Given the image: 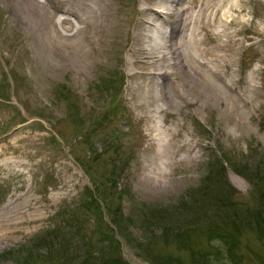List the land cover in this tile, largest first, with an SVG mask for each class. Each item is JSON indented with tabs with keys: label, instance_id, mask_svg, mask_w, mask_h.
<instances>
[{
	"label": "rangeland",
	"instance_id": "obj_1",
	"mask_svg": "<svg viewBox=\"0 0 264 264\" xmlns=\"http://www.w3.org/2000/svg\"><path fill=\"white\" fill-rule=\"evenodd\" d=\"M112 1L121 11L138 0ZM250 9L264 15V3ZM16 14L0 0V208L29 196L40 218L0 238V264H264L256 220L232 212L264 196V22L241 34L237 85H257L241 114L167 107L162 127L193 148L154 188L142 178L165 157L134 106L124 49L113 45L83 78L55 66ZM222 166L229 198L216 196Z\"/></svg>",
	"mask_w": 264,
	"mask_h": 264
},
{
	"label": "bare ground",
	"instance_id": "obj_2",
	"mask_svg": "<svg viewBox=\"0 0 264 264\" xmlns=\"http://www.w3.org/2000/svg\"><path fill=\"white\" fill-rule=\"evenodd\" d=\"M3 1L55 66L71 68L83 78L104 63L113 45L124 49L134 106L153 121L147 136L165 157L157 171L143 176L149 187H163L169 174L179 170V151L193 148L190 141L177 140L176 131L162 127L167 107L222 104L234 116L257 89L255 76L240 88L234 68L245 49V27L254 25L259 32L264 22V15L250 9L254 0H138L121 11L112 0ZM22 199H10L0 208V238L40 218L31 198Z\"/></svg>",
	"mask_w": 264,
	"mask_h": 264
},
{
	"label": "trees",
	"instance_id": "obj_3",
	"mask_svg": "<svg viewBox=\"0 0 264 264\" xmlns=\"http://www.w3.org/2000/svg\"><path fill=\"white\" fill-rule=\"evenodd\" d=\"M225 168V167H224ZM223 166L219 169V171H217V177L216 179L221 181V183L224 182V186H225V190L223 191V193H216V196H220V195H224L225 197L229 198V196H233L234 195V188L231 187V184H229L227 175H226V171L224 170ZM260 170V176L262 178H264V166L263 167H258ZM250 178V176H249ZM258 183V181L256 182ZM264 185V184H263ZM233 215L236 217V219H240L242 220V218L245 216L247 218H254L256 220V227L257 230L263 235L264 234V224L261 222H264V196H260V200L259 203L257 204V206L253 207V208H247L245 211H243L242 213H239L237 211L232 210ZM218 233L217 235H222L224 234L223 232L219 231L216 232ZM215 232H212L213 235L216 234ZM29 251V252H28ZM27 251V254L30 253V250ZM115 264H126L124 261H116Z\"/></svg>",
	"mask_w": 264,
	"mask_h": 264
}]
</instances>
